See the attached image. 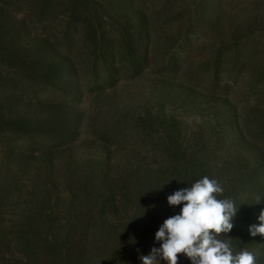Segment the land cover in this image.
Masks as SVG:
<instances>
[{"label":"rangeland","instance_id":"374dc122","mask_svg":"<svg viewBox=\"0 0 264 264\" xmlns=\"http://www.w3.org/2000/svg\"><path fill=\"white\" fill-rule=\"evenodd\" d=\"M1 1L31 39L0 54V264H142L204 176L264 264V0Z\"/></svg>","mask_w":264,"mask_h":264},{"label":"clouds","instance_id":"9594fccd","mask_svg":"<svg viewBox=\"0 0 264 264\" xmlns=\"http://www.w3.org/2000/svg\"><path fill=\"white\" fill-rule=\"evenodd\" d=\"M223 191L217 179L204 176L168 195L170 207H182L156 231L155 241L160 246L141 255L142 264H161V261L179 264L180 255L187 257L191 264H258L255 252L247 249L234 252L226 238L234 228L238 208L233 200L219 198ZM258 221L248 229L253 237L264 236V209Z\"/></svg>","mask_w":264,"mask_h":264},{"label":"trees","instance_id":"16d2710c","mask_svg":"<svg viewBox=\"0 0 264 264\" xmlns=\"http://www.w3.org/2000/svg\"><path fill=\"white\" fill-rule=\"evenodd\" d=\"M5 3L6 1L0 0V54L3 56H7L10 53H14L13 57L20 59V56H27V53L29 52V50L27 49L31 39V35H28L29 26H26V24L23 23L25 20V14L23 15V13L19 14L18 12H16L13 15L12 12L6 10ZM103 29L104 25L102 24L101 27L98 28V30L100 31L99 33H101ZM149 45L150 44H148V46ZM108 46V44H105L103 49L105 50ZM99 48H101V46H99ZM148 50L149 49L147 47V51ZM24 51H26V55L23 53ZM133 51V54L137 53L138 47L135 46ZM63 52L66 53L68 51L64 50ZM74 52L75 51L72 50L71 52H68V54L73 55ZM105 54H103V58L109 61L108 56L104 57ZM147 55H149V52L146 54V56ZM146 185L148 187L138 189L140 194H146L150 191H153L155 186H160V183L157 181H151L150 184ZM179 212V208L170 209L169 212L164 210L162 214L163 217H158L157 221L161 222L164 218L167 219L170 215L172 216L178 214ZM232 233L236 237H234L235 245H237L238 247L248 243V239L250 238V236H247L248 232L245 234L243 229H235L232 231ZM251 238L254 239L255 237L251 236Z\"/></svg>","mask_w":264,"mask_h":264}]
</instances>
